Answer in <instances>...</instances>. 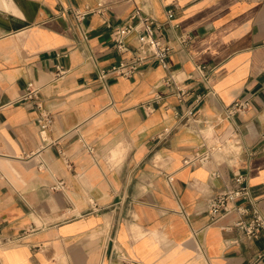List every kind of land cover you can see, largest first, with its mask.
<instances>
[{"label": "crops", "instance_id": "1", "mask_svg": "<svg viewBox=\"0 0 264 264\" xmlns=\"http://www.w3.org/2000/svg\"><path fill=\"white\" fill-rule=\"evenodd\" d=\"M99 2L81 28L65 12ZM138 7L164 24L155 35L172 47L184 102L158 63L98 80L139 53ZM129 23L120 52L112 32ZM58 62L68 73L54 81ZM29 82L54 116L45 139L36 110L15 103ZM244 100V114L222 116ZM198 118L223 139L239 130L234 159L185 165L201 143ZM237 173L264 215V0H0V264H264V232L248 237L236 214L209 225V197Z\"/></svg>", "mask_w": 264, "mask_h": 264}, {"label": "built area", "instance_id": "2", "mask_svg": "<svg viewBox=\"0 0 264 264\" xmlns=\"http://www.w3.org/2000/svg\"><path fill=\"white\" fill-rule=\"evenodd\" d=\"M135 1V0H132ZM104 10V4L99 2L95 7H87L79 9L71 7L65 11L72 15L76 25L81 28L82 23L89 14L101 13ZM168 22L174 17V11L170 9L168 12ZM132 18H139L144 23V33L139 35V53L134 57L124 60L119 64L113 65L107 69L99 71L98 80L104 85H108V81L112 78H131L145 63H158L165 67L167 75L163 80V84L170 87L172 93L184 102L189 95V90L182 84L175 72L171 70L167 63V58L171 53L172 47L164 39L163 33L159 36L155 35V31H162V23L154 18L143 13L142 8H136ZM135 31V26L132 23L120 27L112 32V40L115 48L123 52L127 50L126 38L129 34ZM83 39H87L83 32ZM190 41L189 36H183L180 42L187 45ZM66 56V54H59ZM197 72L202 77L203 81H208L207 67L205 65H197ZM68 73V69L60 62L56 64L54 71V81L63 79ZM162 97L159 94H154L153 97L145 102L142 106L147 109H152V103L158 102ZM25 103L33 107L37 113V124L40 128V134L45 139L48 131L54 123L53 113L46 107L41 95V87L29 82L26 86L24 95L16 102ZM251 107L249 100L235 101L231 105L224 108L222 116L234 121L237 115H242ZM195 122L202 124L198 128L201 135V143L199 146L185 159V165L189 166H205L215 160L217 155H221L224 161L234 159L238 155L240 148V138L235 129L232 137L223 139V137L215 131V124L211 121H202L200 118L194 119ZM214 175L219 176L214 173ZM62 184V183H61ZM184 214L185 212L182 211ZM208 214L209 225L218 224L225 216L236 214L237 220L233 223V227L243 231L248 237L259 238L264 232V215L259 206V200L256 198L249 184L248 176L243 173H237L232 181L227 182L221 192L211 195L208 199ZM264 253H261L259 258H263Z\"/></svg>", "mask_w": 264, "mask_h": 264}]
</instances>
